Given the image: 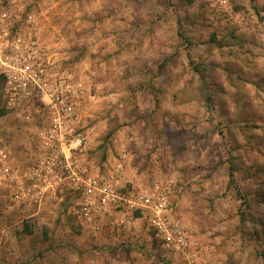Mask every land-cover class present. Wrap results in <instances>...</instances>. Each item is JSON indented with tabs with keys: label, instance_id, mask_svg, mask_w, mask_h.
Listing matches in <instances>:
<instances>
[{
	"label": "rangeland",
	"instance_id": "rangeland-1",
	"mask_svg": "<svg viewBox=\"0 0 264 264\" xmlns=\"http://www.w3.org/2000/svg\"><path fill=\"white\" fill-rule=\"evenodd\" d=\"M4 8L16 21L35 13L49 41L65 32L69 61L99 59L95 77L116 95L105 105L94 104L95 90L67 69L74 66H60L85 85L79 132L106 127L76 161L86 153L105 175L108 158L126 153L130 189L175 178L174 215L189 246L187 255L169 252L143 222L111 245L109 223L97 236L76 216V191L58 188L26 207L0 186V264H264V0H0ZM31 118L0 117V147L24 185L27 166L40 160L45 119ZM129 134L131 147L112 140ZM27 145L31 159L22 157ZM127 167L138 184L126 181Z\"/></svg>",
	"mask_w": 264,
	"mask_h": 264
},
{
	"label": "built area",
	"instance_id": "built-area-1",
	"mask_svg": "<svg viewBox=\"0 0 264 264\" xmlns=\"http://www.w3.org/2000/svg\"><path fill=\"white\" fill-rule=\"evenodd\" d=\"M0 12V78L7 111L29 120L35 99H40L45 122L38 129L40 160L26 173L24 185L19 170L9 162V153L0 148V186L12 188L19 203L40 204L47 192L58 188L80 195L76 216L85 229L99 233L108 219L119 213L137 227L148 225L155 240L173 254H185L189 243L180 217L174 215L176 179L152 182L150 187L129 188L125 183L122 153L105 175H92L76 161L86 148L87 137L80 133L85 98L81 80L61 71L51 48L44 42V24L33 12L16 21L6 8ZM114 223L124 227V221Z\"/></svg>",
	"mask_w": 264,
	"mask_h": 264
},
{
	"label": "crops",
	"instance_id": "crops-1",
	"mask_svg": "<svg viewBox=\"0 0 264 264\" xmlns=\"http://www.w3.org/2000/svg\"><path fill=\"white\" fill-rule=\"evenodd\" d=\"M60 30L62 31V29H60ZM54 34H56V32ZM54 34H52V39H51V41H49V39H48L49 38L48 37V28L44 24V39H45L44 42L46 41L45 43L54 51V54L56 55L55 60H57V61L60 60L59 61V65L60 66H62V65L63 66L64 65L74 66V68H72V69H69V68H67V69L72 71V72H74L72 75H75L77 77V79H82V81H84L86 83V86H88V88L92 87L95 90L96 97H95L94 104L98 103L100 105H105L107 100L115 98L116 95H114L112 93V91H109V89L104 88V87H106V84H108V83L101 84V82H99L97 80V78L95 77L97 72H95V70H94V66H95L94 62L99 61V59L95 58L94 55L92 57L91 55L87 56L86 54H83V56H81L80 58H77L74 61H69L71 52H70V46L68 45V44H70L69 43L70 41L68 40V37L67 36L64 37L65 36V32H63V33L61 32L60 34L57 33L56 34L57 36H55ZM96 49H97V47L95 46L94 51H96ZM133 56H135V55H133ZM68 70H64V72L69 74ZM91 71H93V72H91ZM105 94H108V96H103ZM3 107L6 109L5 104H3ZM7 112H8V114H12L13 116L16 115L14 112H11V111H7ZM34 113L35 114H40V115H42L43 118L45 117V119H46L45 111H44V109L42 107H40L39 109H37V108L36 109L35 108L31 109L30 118H29L28 121H30L32 119L31 117H32V114H34ZM16 116H18V115H16ZM45 119L43 120L42 124L45 122ZM38 121H39V119H38ZM101 125L104 126V124H101V122H98L95 125V127L93 128V132L91 134L87 135L88 139H87V145H86L85 149H94L96 146H98V143L101 141L99 139L105 133L103 131H105V128H106V127H102ZM40 126H41V124H40ZM112 140H114V142H118V143L119 142H121V143L124 142L125 146L128 145V147L132 146L131 142H136L135 135H132V134H129L128 137L126 136L123 139L122 138L121 139L120 138H113ZM0 148L6 149L8 153L10 152L8 150V148L5 147V146L4 147H0ZM25 149H27V151H28L27 153L25 152L22 155V157H25V159L29 158V156H30L29 159H31V157L33 155H35V153H36V150H34L33 147H31L30 145L29 146L27 145L25 147ZM23 151H25V150H23ZM10 155L12 157L11 152L9 153V156ZM86 156H87L86 153L82 154V157H81V161L82 162L79 161V165L82 168H84V169H88L91 174L98 175V173L101 171V169L97 166V164H95L94 160H88ZM29 159H28V161H30ZM108 159H109L108 162H110L109 166H111V165H113V163H115L113 157H110ZM130 161H128V162H130ZM14 165H15V163H14ZM16 165L18 166L17 163H16ZM28 167H30V166H27V169L25 170V172L29 171ZM128 167L126 169V181L138 184L139 180L141 179V176L136 177V174L134 173V171H132V170L130 171V169H128ZM20 169H21V167H20ZM23 184H24V182H23ZM28 204H30V203H25L24 205L27 207ZM118 220L124 221V227L115 228L114 227V223H111V222H117ZM108 223H109L108 229L110 230V232H109V234H110L109 242H110L111 245L112 244H120V245H122V240L123 239H127L126 236H131V233H132L131 230H133V224L130 223L126 219V217L124 215L119 214V213L113 214L110 217V219H108ZM122 229H124V230L128 229V231H127L128 233L125 232L124 236H120L121 234L120 235L119 234L118 235L114 234L115 232L118 233ZM94 234L97 235V236H101L103 234V232L101 231L99 233H94ZM126 247H127V245L124 246V247H120V248L123 250Z\"/></svg>",
	"mask_w": 264,
	"mask_h": 264
},
{
	"label": "trees",
	"instance_id": "trees-1",
	"mask_svg": "<svg viewBox=\"0 0 264 264\" xmlns=\"http://www.w3.org/2000/svg\"><path fill=\"white\" fill-rule=\"evenodd\" d=\"M3 80L0 78V82H2ZM7 113L6 109L3 107L2 109H0V117L4 116ZM233 176V175H231Z\"/></svg>",
	"mask_w": 264,
	"mask_h": 264
}]
</instances>
